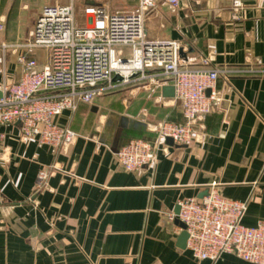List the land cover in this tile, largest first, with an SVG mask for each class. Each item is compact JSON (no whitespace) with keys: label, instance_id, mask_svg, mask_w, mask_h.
<instances>
[{"label":"crops","instance_id":"obj_1","mask_svg":"<svg viewBox=\"0 0 264 264\" xmlns=\"http://www.w3.org/2000/svg\"><path fill=\"white\" fill-rule=\"evenodd\" d=\"M133 1L125 10L128 0H0V46L29 42L47 5L113 14L135 11L141 0ZM154 1L148 38L177 41L185 68L211 58L221 100L197 123L188 147L152 132L161 121L182 123L183 108L163 97L166 85L143 82L55 118L78 135L68 148L25 140L19 125L0 126V264H253L236 254L196 260L178 247L182 231L168 217L180 201L202 199L216 185L225 198L248 204L244 225L264 220V0H240L238 19L235 0H191L177 9ZM33 56L41 69L49 55ZM16 60L0 50V83L20 79ZM135 138L155 144L157 159L132 173L115 153ZM41 170L49 177L39 187Z\"/></svg>","mask_w":264,"mask_h":264},{"label":"built area","instance_id":"obj_2","mask_svg":"<svg viewBox=\"0 0 264 264\" xmlns=\"http://www.w3.org/2000/svg\"><path fill=\"white\" fill-rule=\"evenodd\" d=\"M165 1L177 9L191 0ZM155 7L154 0H141L133 12L111 14L103 7H90L86 9L90 23L82 27L76 23L73 4L45 6L29 42L0 46L4 55L9 51L17 54L21 68L18 81L0 83V126L19 125L25 140L68 148L78 135L54 122L55 118L77 111L81 102L91 103L118 86L143 82L173 86L174 99L183 108L182 123L161 121L152 132L177 146H190L197 123L221 100L216 91L219 71L208 68L211 58L203 60L202 68H185L177 41L149 39L145 20ZM233 7L234 18H240L242 2L235 0ZM37 50L49 55L41 69L33 56ZM116 75L122 81L114 82ZM115 157L125 171L140 172L156 162V145L131 139ZM48 177L47 171L38 173L39 187ZM179 206V215L168 218L179 219L186 226L187 249L196 260L214 263L223 255L236 254L246 262L264 264V220L254 227L244 225L246 202L225 198L212 185L202 199L183 200Z\"/></svg>","mask_w":264,"mask_h":264},{"label":"water","instance_id":"obj_3","mask_svg":"<svg viewBox=\"0 0 264 264\" xmlns=\"http://www.w3.org/2000/svg\"><path fill=\"white\" fill-rule=\"evenodd\" d=\"M181 56H183V53L181 51ZM114 82H120L122 81V77L119 75H116L114 77ZM163 91V97L165 98H175V89L173 86H169L166 85L163 87L162 89ZM2 97V93L0 92V98ZM168 142H170L171 144H174L173 141L171 139H167ZM208 194V191H205V193L202 195V197L206 196ZM180 213V206H178L177 210H176V215H179ZM176 223L179 225V227L181 228L182 232L179 235L178 238V247L181 249H187V240L189 238L188 233L186 232V226L179 220L176 219Z\"/></svg>","mask_w":264,"mask_h":264},{"label":"rangeland","instance_id":"obj_4","mask_svg":"<svg viewBox=\"0 0 264 264\" xmlns=\"http://www.w3.org/2000/svg\"><path fill=\"white\" fill-rule=\"evenodd\" d=\"M133 2H135V1H133V0H128V2H124L123 3V7L125 8V10H129L130 8H132L133 6H134V3ZM121 6V5H120ZM137 8V7H136ZM135 8V9H136ZM86 9L87 8H82V9H79V8H77V7H75V11H76V22H77V25H80V26H84L87 22L88 23H90V19H86ZM134 9V10H135ZM84 13V14H83ZM151 13V11H149L148 13H147V15H146V20H145V30H146V36L148 37V34H147V27H148V23L150 22L148 19L151 17L150 14ZM150 14V15H149ZM149 21V22H148ZM3 73H4V71H3ZM178 102V101H177ZM159 123V122H158ZM157 124V123H156ZM155 124V125H156ZM155 125H153V126H155ZM152 126V127H153ZM152 127H151V129H152Z\"/></svg>","mask_w":264,"mask_h":264}]
</instances>
